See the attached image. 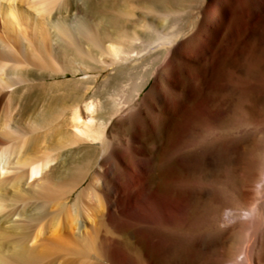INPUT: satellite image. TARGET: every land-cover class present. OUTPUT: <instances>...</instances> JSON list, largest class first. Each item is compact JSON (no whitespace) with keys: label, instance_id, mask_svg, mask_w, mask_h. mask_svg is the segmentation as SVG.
Masks as SVG:
<instances>
[{"label":"bare ground","instance_id":"1","mask_svg":"<svg viewBox=\"0 0 264 264\" xmlns=\"http://www.w3.org/2000/svg\"><path fill=\"white\" fill-rule=\"evenodd\" d=\"M79 7L74 0H0V31L4 28L9 39L13 37L25 48L32 46L28 27H36L35 55L46 54L47 58L51 51L48 45L55 41L60 50L90 57L87 51H102L104 43L94 25L79 15ZM73 11L77 15L71 14ZM201 14L206 16L208 26L217 18V30L208 33L197 28L190 34L177 31L166 35V42L144 43L141 51L107 47L111 58L105 63L110 71L144 72L138 74L129 97L124 88L103 102L95 96L89 98L92 87H85L87 97L81 103L59 111L49 128L59 134L68 132L75 143L87 144L98 153L93 161L75 166L65 180L55 181L47 173L55 157H33L29 137L15 139L16 125L11 129L0 122V264L38 258L35 245L43 232L40 208L36 214L6 212L11 204L31 196L24 186L34 182L31 186H38V192L54 202L66 199L86 181L88 187L71 204L73 214L68 223L74 239L65 243L78 245V252L94 264H264V136L248 140L219 137L218 130L209 124L214 112L198 95L206 86L209 71L216 69L226 49L240 38L247 70L253 69L256 74L250 82H237L234 89L246 93L264 86V69L254 68L257 62H253L257 53L258 60L264 59V0L208 1ZM229 26L220 41V32ZM194 36L197 47H190ZM5 38L0 37V85L4 88L15 82L4 71L24 64ZM139 40L137 35L133 37V41ZM218 41L220 46L216 47ZM202 59L209 64L197 66L195 62ZM190 64L196 67L188 68ZM89 71L83 63L73 73L85 74L81 81L88 83L94 79ZM152 80L155 83L144 97ZM245 119L242 113L234 115L236 122ZM260 119L259 126L264 128V106ZM123 125L129 130L118 136L115 128ZM239 147L247 154L240 192L227 194L220 181L194 176L196 157L202 161ZM10 172L15 174L12 179L6 178ZM84 197L95 212L92 216L88 212L80 220L78 207ZM16 214L23 220L13 223ZM27 221L39 225L31 245L29 235L24 233ZM58 225L53 226L55 237L59 235ZM119 236L126 237L125 246Z\"/></svg>","mask_w":264,"mask_h":264},{"label":"rangeland","instance_id":"2","mask_svg":"<svg viewBox=\"0 0 264 264\" xmlns=\"http://www.w3.org/2000/svg\"><path fill=\"white\" fill-rule=\"evenodd\" d=\"M208 1L210 4H215L218 0H74L80 6L79 15L86 17L94 25L104 43L102 51L91 49L89 52L84 49L91 56L83 58L76 56L72 51L60 50V45L55 41L48 45L50 48L48 50L51 51L47 58L46 54L35 55L32 49L33 45L37 44L34 33L35 26V28L28 27L27 37L32 46L30 47L28 44L25 45V48L13 37L9 39L6 30L1 29L0 37H6L5 39L9 40L10 46L16 50L24 64L16 70L4 71V74L15 82L5 88L0 85V122L7 123L6 125L11 129L16 125L18 129L15 130L16 132L14 131L15 139L21 136L29 137L32 143L30 146L33 157H45V155L55 157L56 160L51 163L47 173L51 174L55 181L65 180L75 166L96 159L98 153L89 148L87 144L75 143L68 132L59 134L55 128H49L59 111L72 104L81 103L86 93L85 87H92L87 95L89 98L95 96L102 99L103 102H107L111 94L121 93L124 88H126L124 91L129 97L139 77L138 74L144 72L139 69L131 72L121 69L110 71L107 67L108 64L105 63L111 58L107 47L114 45L122 48L125 52L141 51L145 44H154L157 41L158 43L166 42L164 37L173 35L177 31L190 34L194 33L197 28H202L204 32L211 33L219 26V21L214 17L212 25L208 26L206 16L201 14ZM166 12L170 14L169 17L165 16ZM71 14L77 15V11H73ZM228 17L231 19V13ZM229 25L231 26V24ZM230 26L226 29L227 31L220 32V39L224 40ZM135 35L141 41H133ZM222 39L220 41H223ZM242 39H238L234 46L226 49L221 61L215 64L216 69L209 71V78L204 90L198 93L199 97L203 98L210 110L214 112V118L209 121V124L216 128L219 137H224V139L248 140L252 137L259 139L260 135L264 136V128L259 126L260 112L264 106V86L258 85L254 90L246 93L234 89L237 82H250L256 74L253 69L247 70L249 65L247 55L241 54L240 51ZM220 41L216 47L220 46ZM197 42V37L194 36V40L191 38L189 46L197 47ZM24 50H27L29 55H27L28 53L23 54ZM259 54L257 53L253 58V62H257L254 68L262 67L264 69V59L258 60ZM25 57H27L26 61ZM2 61L0 56V62ZM83 63L89 66L91 70L89 76L94 78L88 83L81 81L85 74L73 73V71L80 70ZM195 63L197 66L209 64L203 63V59ZM196 65L190 64L187 67H196ZM250 68H253V65ZM137 71L138 73H136ZM160 82L163 84L162 78L158 84ZM154 83L155 81L152 80L147 86L143 94L144 97ZM3 94H5L4 97H2ZM164 98H168V96L165 95ZM236 113L244 114L245 121L236 122L234 120ZM128 130L129 128L123 125L115 128V133L121 136L125 135ZM147 144H144V148L148 146ZM26 148L30 147L26 146ZM261 154H264V148L261 150ZM219 155V158L216 154L202 161H198L196 157L194 176H203L206 181L210 182L212 180L220 181V186L227 194L240 192L241 172L246 152L239 147L237 151H223ZM95 163L94 168L97 167V162ZM14 176V172H10L6 178L12 179ZM31 184L24 186V191L31 196H28L25 201L11 204L6 212L26 211L36 214L42 211L43 214L39 220L43 225V232L35 245L38 248H36L38 258L33 260L34 262L23 260L10 262L15 261L14 264H94L95 262L90 257L78 252L76 248L78 245L65 243L66 240L74 239L68 223L69 216L73 214L71 204H74L77 195L85 187H88L89 181L84 182L66 199L54 202H48L38 192V186L32 187ZM82 201V206L78 207L80 220H83L88 212L91 216L95 212L94 207L88 204L87 197H84ZM37 208H40L41 211ZM22 220L17 214L12 218L13 223ZM37 223L36 221L25 222L24 233L29 235L31 240L28 242L29 245L32 244V239L38 233L39 225ZM55 223L59 224L58 237L52 235ZM209 229L211 226L207 227V230ZM20 236L15 238L18 240L21 238ZM117 238L125 246L126 237L119 236Z\"/></svg>","mask_w":264,"mask_h":264}]
</instances>
